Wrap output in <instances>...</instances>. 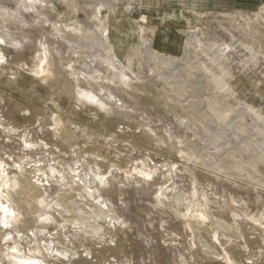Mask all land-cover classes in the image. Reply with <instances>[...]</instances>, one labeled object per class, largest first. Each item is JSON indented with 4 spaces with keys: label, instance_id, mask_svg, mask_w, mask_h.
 Wrapping results in <instances>:
<instances>
[{
    "label": "rangeland",
    "instance_id": "obj_1",
    "mask_svg": "<svg viewBox=\"0 0 264 264\" xmlns=\"http://www.w3.org/2000/svg\"><path fill=\"white\" fill-rule=\"evenodd\" d=\"M1 33L0 264H264V0H0Z\"/></svg>",
    "mask_w": 264,
    "mask_h": 264
},
{
    "label": "bare ground",
    "instance_id": "obj_2",
    "mask_svg": "<svg viewBox=\"0 0 264 264\" xmlns=\"http://www.w3.org/2000/svg\"><path fill=\"white\" fill-rule=\"evenodd\" d=\"M12 37H10V36H7L6 34H4V33H1L0 34V39H1V41H3V42H5V43H8V44H14L15 42L11 39ZM15 40V39H14ZM19 40V39H18ZM22 40V39H21ZM24 40V39H23ZM18 42V44H20L19 42H20V40L19 41H17ZM16 44V43H15ZM112 50V49H111ZM95 51V50H94ZM93 52V51H92ZM96 52V51H95ZM96 56V55H95ZM93 57V56H92ZM109 57H111V56H109ZM112 58V57H111ZM114 58V57H113ZM112 58V59H113ZM98 59V58H97ZM106 59V58H105ZM110 59V58H109ZM102 60V59H101ZM107 61V60H106ZM111 61V60H110ZM112 62V61H111ZM110 62H108L107 64H109ZM113 63H114V67H116V68H120V69H122V74H123V76L125 75V76H127V77H129V78H131V79H136V75H134V73L132 72V71H130L126 66H124L119 60H117L116 62H114L113 61ZM112 63V64H113ZM104 64V63H103ZM112 66V65H111ZM107 67V66H106ZM114 67H113V69H114ZM91 70V69H90ZM92 70H93V68H92ZM116 70V69H115ZM119 70V69H118ZM45 71V70H44ZM109 71V70H108ZM46 72V71H45ZM48 72V71H47ZM100 72V71H99ZM117 72H119V73H121L120 71H117ZM44 73V72H43ZM108 74V73H107ZM111 75V74H110ZM113 75H114V73H113ZM111 77H113V76H111ZM122 77V76H121ZM114 79V78H113ZM106 80V79H105ZM126 81V80H125ZM129 82V81H128ZM123 83V82H122ZM114 84V83H113ZM111 89V88H110ZM83 94H85L88 98H90V99H92V100H94V101H97V102H99L100 104L102 103V105H109V106H111V107H117V108H120V109H123V110H125V109H127L128 108V106H126V105H124L123 104V102H122V100L117 96V94H116V92H114V90L113 91H111L110 90V92L109 93H106V95H105V93H103L104 94V96H106L105 98H103V97H101V96H98L97 94H95L93 91H90V92H84ZM122 111V110H121ZM79 177H81L83 180H85L86 181V179L82 176V175H80L79 174ZM100 181L102 182V181H105L104 179H100ZM100 181H99V183H100ZM90 183V182H89ZM103 184H105L104 182H103ZM87 188H88V186H87ZM92 190V193H93V195H95V194H97V190H98V192H103L106 188L104 187V185L102 186V187H99L98 186V184H97V186L96 187H93V186H91L90 187ZM34 189H35V187H32L31 186V189H30V191H34ZM47 189V191H48V193H50V194H53V193H56V191H57V189H60V186H55V185H53V183H51V185H50V187H47L46 188ZM89 189V188H88ZM46 191V190H45ZM90 191V190H89ZM58 195V194H57ZM40 206L41 205H43L44 207H48V205L46 204V202L44 201V200H42L40 203ZM253 204V203H252ZM7 208H5V210H6ZM200 217H202V218H206V217H208V216H206L205 214H200ZM243 218V217H242ZM55 219H57V218H52V220H55ZM80 219H83V217H80L79 218V221H80ZM246 218H244V220H245ZM248 220H250V223L251 222H253L254 223V225L256 224L257 225V223H261L260 222V220H256V221H253V220H251V219H248ZM247 220V222H249ZM229 221H230V219H228V221H226V222H224V221H222V220H220L219 221V224L221 225V227H224V225L225 224H227V223H229ZM231 222V221H230ZM240 222V221H239ZM242 222H243V219H242ZM241 222V223H242ZM256 222V223H255ZM217 223V222H216ZM245 223V222H244ZM246 224V223H245ZM244 224V225H245ZM91 225V224H90ZM255 225V228L257 227ZM94 226V227H93ZM91 225V227L94 229V231H99V226H96V225ZM249 226H252V223H251V225H249ZM250 228V227H249ZM61 231V230H60ZM71 232V231H70ZM69 232H68V230H65V232L63 233V231H61V232H56L54 235H50V236H48V239L45 241V242H43V240L41 239V240H39L40 242H39V244H40V246L43 248V247H49L50 248V250H51V252H52V254L55 256V258H57V259H59V260H62V258H63V256L61 255V252H62V250H61V244L58 242V240H59V238H64V240H66V242H67V237H69ZM259 236V235H258ZM251 237V236H250ZM249 237V239H248V242H250V241H254V240H252L251 238ZM257 238V237H256ZM262 238V237H261ZM250 240V241H249ZM260 240V239H259ZM202 241V240H201ZM236 242L237 243H241L242 242V240H241V238H238V239H236ZM251 243V242H250ZM252 244V246H253V243H251ZM237 245V244H236ZM236 245H235V247H236ZM256 246V245H255ZM207 247V246H206ZM236 249H237V252L239 253V255L242 257L243 255L245 256V255H247L246 257H248L249 255H251L250 254V251L248 250V249H245V247H244V245L241 247V249H240V246H237L236 247ZM260 251L261 252H264V249H262V248H260ZM64 252V251H63ZM9 253L8 252H4V253H2V257H3V260H5L6 259V256L8 255ZM220 255V254H219ZM222 258H223V256H222V254L220 255ZM246 257H242V258H246ZM78 258V257H77ZM86 259V258H85ZM231 258H229L228 256L224 259V261H227V260H230ZM249 260H250V258H248ZM248 259H247V262H248ZM68 260H70V262H75V260L76 259H74V258H68ZM87 260V259H86ZM240 260H241V258H240ZM243 261H245L244 259H242ZM84 261V260H83ZM194 261V260H193ZM241 262V261H240ZM32 264H41V262H39V261H35V262H33ZM43 264V263H42Z\"/></svg>",
    "mask_w": 264,
    "mask_h": 264
}]
</instances>
